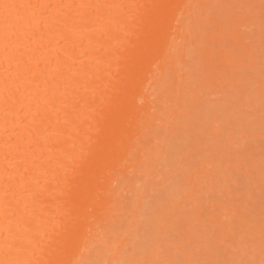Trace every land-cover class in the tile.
Segmentation results:
<instances>
[{
    "label": "bare ground",
    "instance_id": "obj_1",
    "mask_svg": "<svg viewBox=\"0 0 264 264\" xmlns=\"http://www.w3.org/2000/svg\"><path fill=\"white\" fill-rule=\"evenodd\" d=\"M0 4V264L264 262V0Z\"/></svg>",
    "mask_w": 264,
    "mask_h": 264
},
{
    "label": "rangeland",
    "instance_id": "obj_2",
    "mask_svg": "<svg viewBox=\"0 0 264 264\" xmlns=\"http://www.w3.org/2000/svg\"><path fill=\"white\" fill-rule=\"evenodd\" d=\"M260 40L261 41H258V42H261V43H263V45H264V39L263 38H260ZM258 44V43H257ZM263 52H264V49H263ZM261 65H262V67L264 68V61L262 60L261 61ZM253 99H255V97H252ZM251 98V99H252ZM259 144H261L263 147H264V140H261L260 142H259ZM261 145H260V147H261ZM253 146V142H252V140H251V138L250 139H248L247 141H245V142H240L239 143V145H237L236 146V148H238L239 150H249V148L250 147H252ZM263 147H262V149H263ZM264 150V149H263ZM221 242V241H220ZM216 243V242H215ZM243 243V242H242ZM245 244V242L242 244V245H244ZM244 246H246V245H244ZM257 247H259V246H257ZM208 248V247H207ZM258 251L260 252L261 250L260 249H258ZM264 262H262V264H263Z\"/></svg>",
    "mask_w": 264,
    "mask_h": 264
},
{
    "label": "snow or ice",
    "instance_id": "obj_3",
    "mask_svg": "<svg viewBox=\"0 0 264 264\" xmlns=\"http://www.w3.org/2000/svg\"><path fill=\"white\" fill-rule=\"evenodd\" d=\"M0 7H3L5 9H14V8L18 7V5H15V4H0Z\"/></svg>",
    "mask_w": 264,
    "mask_h": 264
}]
</instances>
